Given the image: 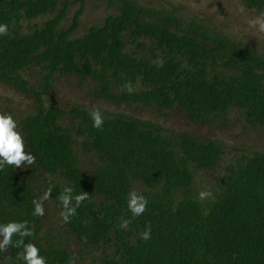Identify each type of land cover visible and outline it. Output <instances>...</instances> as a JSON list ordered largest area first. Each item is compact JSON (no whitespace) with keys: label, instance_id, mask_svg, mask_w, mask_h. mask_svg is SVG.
Segmentation results:
<instances>
[{"label":"trees","instance_id":"1","mask_svg":"<svg viewBox=\"0 0 264 264\" xmlns=\"http://www.w3.org/2000/svg\"><path fill=\"white\" fill-rule=\"evenodd\" d=\"M86 1L0 0L8 25L0 82L34 99L29 111L7 101L0 112L16 120L35 157L0 168V223L25 221L23 240L46 264H264V149L209 134L241 128L264 140V48L138 0H101L110 8L103 22L77 34ZM242 1L264 11V0ZM58 77L148 115L46 104ZM172 113L209 132L162 121ZM65 186L87 192L67 221ZM133 189L147 200L138 216L126 204ZM201 189L211 195L198 199ZM46 190L43 214L33 215ZM17 239L0 250V264H23Z\"/></svg>","mask_w":264,"mask_h":264},{"label":"rangeland","instance_id":"2","mask_svg":"<svg viewBox=\"0 0 264 264\" xmlns=\"http://www.w3.org/2000/svg\"><path fill=\"white\" fill-rule=\"evenodd\" d=\"M72 1V0H71ZM141 4L152 5L176 11L177 14L184 18H193L196 21L206 22L226 32L232 37L242 41L251 43H259L264 48V32H260L255 26L250 25L249 21L259 13L247 8L242 0H138ZM80 7V2L71 4L68 17L63 24L69 23L75 11ZM109 6L101 0H87L80 17L81 23L77 30V34L85 32L91 25L100 24L103 22ZM49 15L35 20L41 23ZM33 23V21H32ZM27 28V26H26ZM87 87H89L87 85ZM86 85H82L77 81L68 80L66 77H58L55 81L54 88L45 95L46 104H64L79 103L84 106L102 107L109 112H121L125 114H137L147 116L145 109L128 105L122 102L106 101L93 97L86 90ZM85 90V91H84ZM10 102L17 107V110L29 111L32 109L34 99L29 96L22 95L16 92L15 89L0 82V102ZM166 124L177 128H189L198 132L208 133L201 126L190 124L186 119L182 118L177 113H172L167 119ZM242 129L236 128L224 134L219 132L209 133L214 138H219L225 141L230 146H236L237 149L253 147L256 149H264V140H252V133L241 134ZM248 136V138H247ZM89 263V262H87Z\"/></svg>","mask_w":264,"mask_h":264},{"label":"clouds","instance_id":"3","mask_svg":"<svg viewBox=\"0 0 264 264\" xmlns=\"http://www.w3.org/2000/svg\"><path fill=\"white\" fill-rule=\"evenodd\" d=\"M250 25L256 27L260 32H264V11L249 21ZM8 33V25L0 22V36ZM129 91L131 88L129 86ZM92 126L99 128L103 123L101 112L97 108L89 110ZM35 157L31 151L26 150V141L22 133L17 129L16 120L7 112H0V168L5 165L20 166L31 165ZM211 193L201 189L197 193V198L203 200L210 196ZM49 191H45L39 199H33V215L40 216L43 214V206L41 201L47 199ZM87 198V192L74 193L70 186H65L59 195L61 212L60 216L63 221H67L71 215L75 213L76 207L80 202ZM146 197L137 192L135 189L127 193L126 204L128 210L133 216L140 215L146 205ZM126 221L121 223L123 227ZM19 239L15 244L22 247L20 258L23 264H46V258L39 254L37 246L33 242H25L23 238L31 235V230L26 226L25 221L9 220L0 223V250H3L12 242L13 234ZM150 231L147 227L140 233L142 239H148Z\"/></svg>","mask_w":264,"mask_h":264}]
</instances>
